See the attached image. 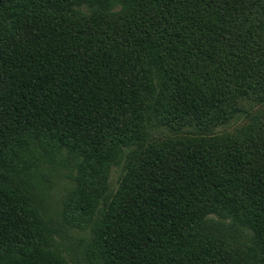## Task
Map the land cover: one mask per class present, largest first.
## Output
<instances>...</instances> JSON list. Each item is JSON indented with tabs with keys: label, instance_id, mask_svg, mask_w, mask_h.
I'll return each mask as SVG.
<instances>
[{
	"label": "trees",
	"instance_id": "16d2710c",
	"mask_svg": "<svg viewBox=\"0 0 264 264\" xmlns=\"http://www.w3.org/2000/svg\"><path fill=\"white\" fill-rule=\"evenodd\" d=\"M88 1L0 0V264H57L15 175L31 140L80 156L78 218L129 152L88 264H264V0H96L98 34Z\"/></svg>",
	"mask_w": 264,
	"mask_h": 264
},
{
	"label": "rangeland",
	"instance_id": "374dc122",
	"mask_svg": "<svg viewBox=\"0 0 264 264\" xmlns=\"http://www.w3.org/2000/svg\"><path fill=\"white\" fill-rule=\"evenodd\" d=\"M96 9V0H90L73 8L74 11L80 13V16L82 13L83 18L87 17L85 21H79L85 22L84 29L88 34L101 32L100 26H95L92 22ZM125 18L126 21L121 20L120 22L122 27L132 24L128 22V16ZM112 27L115 29V24ZM140 72L150 86L151 80H154L156 85L158 84L159 75L155 68H143ZM243 120V115L235 116L229 123L213 128L207 134L232 136ZM149 130H151L149 131L151 139L148 140L149 142L160 143L166 139V130ZM184 132L195 133L194 130ZM25 149L23 162L26 174L22 176L19 172L22 160L18 159L19 165L15 175L22 178V189L30 199L33 211L43 224L44 230L48 232L44 239L46 245L43 247L42 255H45L47 259H54L57 264H88L85 249L91 243L92 227L95 220L100 218L105 204L119 190L129 159L128 150L119 149L111 163L109 162L105 179L98 188L101 197L96 206L92 208L91 215L89 213V216L78 218L72 214L75 206L73 202L75 197L72 192L77 187L76 176L81 163L80 156L69 150L52 149L35 140L27 141ZM12 175L15 176L14 172ZM29 262L25 261L23 264H32ZM11 264H21V262L14 256Z\"/></svg>",
	"mask_w": 264,
	"mask_h": 264
}]
</instances>
